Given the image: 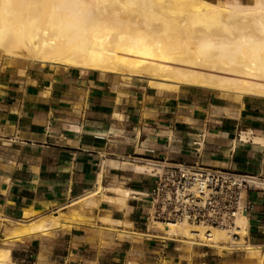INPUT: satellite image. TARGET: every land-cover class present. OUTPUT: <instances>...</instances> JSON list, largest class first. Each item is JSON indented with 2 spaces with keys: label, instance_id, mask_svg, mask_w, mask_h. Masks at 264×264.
I'll use <instances>...</instances> for the list:
<instances>
[{
  "label": "crops",
  "instance_id": "crops-1",
  "mask_svg": "<svg viewBox=\"0 0 264 264\" xmlns=\"http://www.w3.org/2000/svg\"><path fill=\"white\" fill-rule=\"evenodd\" d=\"M24 62L0 71V241L5 218L20 219L30 205L49 213L93 189L99 172L107 196H115L108 188L129 190L125 210L113 201H101L100 210L143 231L154 178L121 167L123 162L198 161L264 178L262 98L241 104L195 87L149 90L137 78L122 84L116 74ZM200 133L205 136L197 155L189 143ZM247 198L245 241L264 249V190ZM98 225L13 242L10 258L17 264H243L234 252L197 247L186 254L162 240L150 249L152 243L120 239L127 237Z\"/></svg>",
  "mask_w": 264,
  "mask_h": 264
},
{
  "label": "bare ground",
  "instance_id": "bare-ground-1",
  "mask_svg": "<svg viewBox=\"0 0 264 264\" xmlns=\"http://www.w3.org/2000/svg\"><path fill=\"white\" fill-rule=\"evenodd\" d=\"M142 1L166 4L173 22L161 21L160 29H156L146 21L144 25L129 21L119 38L113 40L109 35L122 23L123 10L111 0H0V57L119 74L125 80L135 77L150 88L165 91L195 87L241 104L253 98L264 99V0ZM170 27L176 30L170 32ZM120 165L137 172L154 170L150 163ZM101 178L99 172L93 189L49 213L30 205L21 211L20 219L4 217L7 229L1 239L0 264H17L10 258L9 245L13 242L52 235L58 228L94 226L96 221L100 228L121 236L178 242L186 254L192 253L193 245H207L220 253L242 249L254 264H264L262 247L245 241L246 215L235 219L237 239L225 229L186 221L164 223L154 218L148 220L146 230H134L130 222L114 220L108 210H100L101 201H113L125 210L129 194L126 188L114 187L106 190L115 196H107ZM51 206L48 204L46 210Z\"/></svg>",
  "mask_w": 264,
  "mask_h": 264
},
{
  "label": "built area",
  "instance_id": "built-area-1",
  "mask_svg": "<svg viewBox=\"0 0 264 264\" xmlns=\"http://www.w3.org/2000/svg\"><path fill=\"white\" fill-rule=\"evenodd\" d=\"M200 133L189 145L196 154L204 142ZM171 139L166 138L167 146ZM232 140L228 150H235ZM152 153L153 149H147ZM141 160L132 157L134 160ZM148 161L153 167L154 182L146 195L148 210L146 221L151 218L164 223L186 221L221 228L237 239L235 219L250 210L247 193L264 190V178L237 173L225 168L210 167L200 162H175L166 158ZM208 247L207 245H200Z\"/></svg>",
  "mask_w": 264,
  "mask_h": 264
},
{
  "label": "rangeland",
  "instance_id": "rangeland-1",
  "mask_svg": "<svg viewBox=\"0 0 264 264\" xmlns=\"http://www.w3.org/2000/svg\"><path fill=\"white\" fill-rule=\"evenodd\" d=\"M211 1H219L220 3H226V2H228V3H245L246 2V0H211ZM110 3L115 5V6L121 7L123 10V12L121 13L122 23H120L118 25L117 30H112L110 35H109V37H111V39H113V40L119 38L121 32H123L124 28L126 27V25L129 21H137V23L141 24V25H144L145 21H146V23L153 25L152 27H154L156 29H160L159 23L161 21L173 22V19L171 17V11H170L169 7H167L166 4H158L156 2H153L150 4L149 2H147V1L143 2L142 0H133V3L123 2L120 0H111ZM167 29L170 32H174L176 30L174 27H170ZM1 57H0V71L5 70L8 67L11 68V67H15L21 63L22 64L26 63L23 60L11 59V58H8L6 56H1ZM45 66L46 65H43L42 67H45ZM114 76L119 78L121 80L122 84L131 83V81H133V78H135V77H133L130 80H125V79H122L121 77H119L120 76L119 74H116ZM140 83H143V85L146 86L147 82L142 81L140 79ZM150 89L151 88H149V90ZM95 221H96V219H95ZM147 224H148V221L145 220V225L143 227V230L147 229ZM120 227H121V225H120ZM5 229H7L6 226H5ZM138 231H142V230H138ZM119 236L120 237H127V238H120V239H129L133 242H137V241L145 242V241H147L150 245L152 243V246H150V249H152V248L155 249V246H156L155 244H157L155 242V240H161L159 238H149V239L138 238L134 235H126V236L119 235ZM163 242H164L163 244H167L169 248L176 247L179 251H182L181 250L182 247L180 246L181 244L178 242H174V241H170V240H165ZM0 243H1L0 244V246H1L2 242L0 241ZM197 247L209 249V250L210 249L215 250L219 254H221L216 248H212V247L208 248V247H203L200 245H193L192 250L193 249L196 250ZM222 252H227V253H233L234 252V253L238 254V256L243 259V264H254L255 263L254 260L246 258L245 251H243L242 249L223 250ZM262 252L264 254L263 248H262ZM160 263H167V261L165 259H163V260H160Z\"/></svg>",
  "mask_w": 264,
  "mask_h": 264
}]
</instances>
